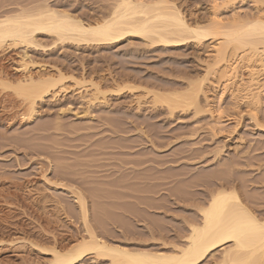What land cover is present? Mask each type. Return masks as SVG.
I'll return each instance as SVG.
<instances>
[{"label": "rangeland", "instance_id": "obj_1", "mask_svg": "<svg viewBox=\"0 0 264 264\" xmlns=\"http://www.w3.org/2000/svg\"><path fill=\"white\" fill-rule=\"evenodd\" d=\"M11 1L0 0V7ZM23 1L29 0L17 2ZM77 1L75 12L85 19L108 4ZM174 1L193 15L188 17L191 20L217 19L224 25L261 16L259 10L264 9V0ZM41 43L46 46L50 41ZM215 43L214 39L207 45ZM195 49H147L139 40L99 48L63 44L29 49V60L49 69L56 79L62 75L66 89L36 102L30 117L25 116L26 102L19 85L29 74L36 75L21 71L22 49L0 50V264H40L49 256L36 246L56 244L67 249L79 241L82 222L71 191H81L85 197L90 224L117 241L123 232L119 227L131 219L125 218L129 212L142 215L144 210L148 217L170 220L174 206L167 202L170 209L164 214L165 209H156L154 204L173 200L170 193L178 182L215 170L219 165L212 154L223 141H228L224 160L233 156L232 148L237 145L239 153L253 148L249 155L256 161L251 163L264 164V130L256 129L246 117L250 93L235 92V78L218 80L213 71L209 74L215 77H205L212 55ZM258 65L235 55L228 56L222 69L229 71L227 76L234 73L243 81L238 84L247 87L251 71L260 70ZM260 73L253 90L259 93L257 116L262 120L264 74ZM204 77L206 99L199 97L201 112L190 107L170 114L164 103L153 106L150 95H144L146 91L182 92ZM113 82L119 85L117 90ZM92 84L106 95L105 102L88 103ZM234 128L236 135L231 133ZM238 169L249 175L247 179L264 177V166ZM252 184L254 196L262 201L257 210L263 213L264 182ZM156 187L158 191L153 190ZM136 226V233L145 228L142 223ZM136 233L126 237L138 244L145 235Z\"/></svg>", "mask_w": 264, "mask_h": 264}, {"label": "bare ground", "instance_id": "obj_2", "mask_svg": "<svg viewBox=\"0 0 264 264\" xmlns=\"http://www.w3.org/2000/svg\"><path fill=\"white\" fill-rule=\"evenodd\" d=\"M17 1L0 7V50L22 49L21 71L36 75L33 78L29 74L25 83L19 85L26 102L25 116H32L36 102L43 100L46 95L66 90L62 75L56 79L51 76L49 69L36 67L29 60V49L45 50L51 45L63 44L99 48L118 46L128 41L132 44L134 40H139L147 49L190 46L211 54L212 62L206 66L205 77L214 76L209 74L213 71L218 80L230 81L235 78L238 85L235 92L250 93L246 117L256 129L264 130L263 124H260L264 123V116L262 120L257 116L260 112L259 93L253 90L258 85L260 72L264 74V9L259 10L261 16L224 25L217 19L207 20V23L202 18L191 20L188 17L191 18L192 14L187 12V15L174 0H102V4H108L98 7V12L86 19L75 12L77 0ZM214 39L215 45H207ZM42 40L50 41V44L44 46ZM235 55L240 56L241 60L259 64L260 70L251 71L247 87L240 86L243 81L234 73L230 77L227 76L229 71L222 69L228 56ZM205 81L202 78L182 92L160 94L146 91L144 95H150V104L153 106L164 103L170 114L177 108L188 110L190 107L195 112H201L199 97L206 99L205 88L202 87ZM92 86L93 89L87 91L88 103L105 102L106 95L97 88L98 85ZM113 88L117 90L119 85ZM237 132L235 128L231 131L235 135ZM226 142L223 141L212 154V160L219 165L215 170H209L208 173L203 170L205 172L199 173L197 178L178 182L173 193H170L173 200L154 204L156 209H165L164 214L169 212L167 209H170V205L174 206L170 209V220L148 217L143 209L142 215L128 211L130 217L125 218L131 219L119 227L123 232L119 233L121 238L117 241L101 235L90 224L85 197L81 191H71L78 203L82 234L79 241L67 249L56 244L48 248L36 246L43 255L49 256L40 264H264V212L257 210L262 201L254 196L249 185L263 183L264 177L247 179L248 174L238 169L250 166L260 169L264 164L258 161L251 163L254 156L250 157L249 153L250 149L253 152V148L248 147V152L239 153L237 145L232 148L233 156L227 155L229 159L224 160L222 154L226 152H223ZM256 150L259 149H254V152ZM158 187L153 190L158 191ZM134 211L137 212V209ZM137 223L144 224L143 227L147 229L142 228L143 231L138 232L141 236L145 235L144 240L140 237L142 240L139 239L138 244L135 238V241L132 237L128 239V235L136 233ZM168 233L171 235L165 236Z\"/></svg>", "mask_w": 264, "mask_h": 264}]
</instances>
